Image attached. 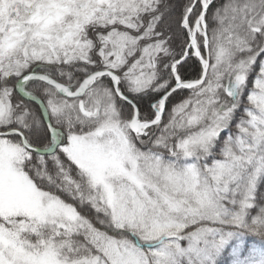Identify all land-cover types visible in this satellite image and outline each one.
<instances>
[{
	"label": "snow or ice",
	"instance_id": "obj_1",
	"mask_svg": "<svg viewBox=\"0 0 264 264\" xmlns=\"http://www.w3.org/2000/svg\"><path fill=\"white\" fill-rule=\"evenodd\" d=\"M0 264H264V0H0Z\"/></svg>",
	"mask_w": 264,
	"mask_h": 264
}]
</instances>
